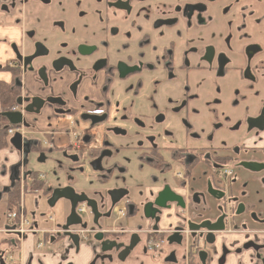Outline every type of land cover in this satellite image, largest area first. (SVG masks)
Masks as SVG:
<instances>
[{
	"label": "flooded vegetation",
	"instance_id": "af4514ba",
	"mask_svg": "<svg viewBox=\"0 0 264 264\" xmlns=\"http://www.w3.org/2000/svg\"><path fill=\"white\" fill-rule=\"evenodd\" d=\"M0 74V264H264V0H0Z\"/></svg>",
	"mask_w": 264,
	"mask_h": 264
},
{
	"label": "rangeland",
	"instance_id": "374dc122",
	"mask_svg": "<svg viewBox=\"0 0 264 264\" xmlns=\"http://www.w3.org/2000/svg\"><path fill=\"white\" fill-rule=\"evenodd\" d=\"M0 79L7 80V74H0ZM27 161H28V168L33 169V170L36 169L35 172L45 173L46 174V181L49 183L48 177L51 176V173H50L51 169L44 164L36 163V155L34 153H30L28 155ZM39 199L42 202L41 197L39 195L35 196L34 194H25L22 197V201H23L24 207H25L26 212H27V217H29V219H31V221L34 220V222H36L38 224V228L40 230H52L54 227L59 225L61 219L57 215L56 211H54V210L50 211L47 208L45 210V208H43L41 206V202L39 204ZM35 201H38V205H37L38 207L35 206ZM4 213H5V209H0V214L2 216ZM40 213H42L43 215L40 216ZM1 215H0V227H1L2 220H3ZM48 217H52L54 220L49 221ZM83 218H84V220H86L85 215H83ZM2 236H3V234L0 233V239L2 238ZM36 239L45 243L42 235H40V234L38 236H36ZM50 239L52 240V235H51ZM0 245H5V244L1 243ZM50 245H51V243H50Z\"/></svg>",
	"mask_w": 264,
	"mask_h": 264
},
{
	"label": "crops",
	"instance_id": "0c3cea01",
	"mask_svg": "<svg viewBox=\"0 0 264 264\" xmlns=\"http://www.w3.org/2000/svg\"><path fill=\"white\" fill-rule=\"evenodd\" d=\"M7 150L9 151V149L0 150V157L4 158V159L6 158V160H7V164L3 163V161L2 162L0 161V184L1 185H4L6 183V172H7L8 160H9V162H15V155L13 153L8 152ZM0 209H5V202L4 201L0 202ZM1 217L3 218L2 215H1ZM3 224H4V219L2 220L0 229L2 228ZM31 252H32V241H31V238H28V240H26L24 242H20V249L18 252L19 254L14 253V256H15L14 258L18 257V260L21 261L20 264H39L37 259H39L41 262L46 263V264H58V262H56V261H51V256L46 255L44 253H35V254H33L34 255L33 260L28 261L29 260L28 258L30 256ZM86 259H87L86 257L82 258L79 264H85Z\"/></svg>",
	"mask_w": 264,
	"mask_h": 264
},
{
	"label": "water",
	"instance_id": "95a60500",
	"mask_svg": "<svg viewBox=\"0 0 264 264\" xmlns=\"http://www.w3.org/2000/svg\"><path fill=\"white\" fill-rule=\"evenodd\" d=\"M3 116H5L7 118V120L9 121V123L11 124H17L19 123V115L17 114H9V113H3L2 114ZM13 116L16 117V120L13 119ZM18 141H19V137H15L14 139L11 140V143L17 148V149H20V145L18 144ZM74 217V219H72L71 221L68 220L66 222V226H70V225H75V224H79L80 223V219L74 214V211H73V208L71 209V212H70V217L69 218H72ZM69 236V235H68ZM72 240L74 242L77 241V238L76 236H71Z\"/></svg>",
	"mask_w": 264,
	"mask_h": 264
},
{
	"label": "built area",
	"instance_id": "2783aa9c",
	"mask_svg": "<svg viewBox=\"0 0 264 264\" xmlns=\"http://www.w3.org/2000/svg\"><path fill=\"white\" fill-rule=\"evenodd\" d=\"M9 133H11V130H9ZM79 212H83V208H80L79 209ZM12 216H14V214H12ZM12 218V217H11ZM18 225V224H17ZM16 224L12 225L16 230H18L20 233H23L25 232L24 231V225H25V222L23 223V221L21 220L20 222V226L18 225L17 226Z\"/></svg>",
	"mask_w": 264,
	"mask_h": 264
},
{
	"label": "trees",
	"instance_id": "16d2710c",
	"mask_svg": "<svg viewBox=\"0 0 264 264\" xmlns=\"http://www.w3.org/2000/svg\"><path fill=\"white\" fill-rule=\"evenodd\" d=\"M4 138H5V134L3 132L2 133L0 132V148L5 146ZM10 203H11V206L13 207L15 204V199H13Z\"/></svg>",
	"mask_w": 264,
	"mask_h": 264
}]
</instances>
